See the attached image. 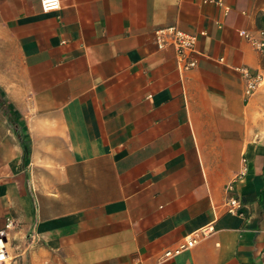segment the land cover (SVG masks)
I'll use <instances>...</instances> for the list:
<instances>
[{
  "label": "crops",
  "instance_id": "0c3cea01",
  "mask_svg": "<svg viewBox=\"0 0 264 264\" xmlns=\"http://www.w3.org/2000/svg\"><path fill=\"white\" fill-rule=\"evenodd\" d=\"M41 1L0 0V231L11 222L14 263L264 264V57L239 34L264 28V0ZM167 27L197 37L193 69L156 48ZM240 67L261 75L249 96Z\"/></svg>",
  "mask_w": 264,
  "mask_h": 264
},
{
  "label": "built area",
  "instance_id": "2783aa9c",
  "mask_svg": "<svg viewBox=\"0 0 264 264\" xmlns=\"http://www.w3.org/2000/svg\"><path fill=\"white\" fill-rule=\"evenodd\" d=\"M203 3L211 2L221 6L220 0H202ZM43 12H50L59 9V0H42L40 3ZM204 34V33H203ZM240 36L247 40L259 53L264 57V28L259 29L257 37L246 31H240ZM197 37L194 35L185 34L176 27H167L154 32L153 42L157 49L163 50L167 47H172L175 51L176 66L180 71L191 70L196 66V61L193 58L196 54L195 45ZM245 82V94L251 95L261 83V75L248 69L240 67L236 69ZM244 170V169H243ZM243 171L241 172V175ZM223 206L227 213L235 214L244 217L243 203L234 198L227 197ZM11 226V222L6 223L5 229L0 231V264H6L9 259L7 230ZM211 229H200L192 235L186 236L181 243L174 249L164 251L159 257L158 262H164L172 259L176 255L191 249L198 241L207 237ZM130 264H142L138 260H133Z\"/></svg>",
  "mask_w": 264,
  "mask_h": 264
},
{
  "label": "rangeland",
  "instance_id": "374dc122",
  "mask_svg": "<svg viewBox=\"0 0 264 264\" xmlns=\"http://www.w3.org/2000/svg\"><path fill=\"white\" fill-rule=\"evenodd\" d=\"M12 248H13V247H12ZM8 253H9V252H8ZM27 255H28V252H25L24 257H23V258H25V259L20 261L21 264H23V262H27ZM14 257H15V252H14V250L10 249L9 259H8V261L6 262V264H19V261H16V263H14V261L16 260V259H14ZM21 259H22V258H21Z\"/></svg>",
  "mask_w": 264,
  "mask_h": 264
},
{
  "label": "trees",
  "instance_id": "16d2710c",
  "mask_svg": "<svg viewBox=\"0 0 264 264\" xmlns=\"http://www.w3.org/2000/svg\"><path fill=\"white\" fill-rule=\"evenodd\" d=\"M23 148H24V157H26L29 151L26 146H23Z\"/></svg>",
  "mask_w": 264,
  "mask_h": 264
}]
</instances>
